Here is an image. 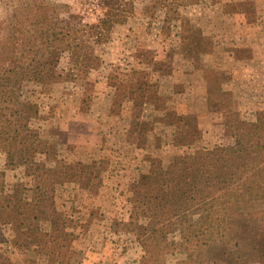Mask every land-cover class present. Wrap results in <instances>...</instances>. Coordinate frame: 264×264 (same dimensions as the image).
Here are the masks:
<instances>
[{"label": "rangeland", "instance_id": "rangeland-1", "mask_svg": "<svg viewBox=\"0 0 264 264\" xmlns=\"http://www.w3.org/2000/svg\"><path fill=\"white\" fill-rule=\"evenodd\" d=\"M259 37L264 0H0V264H179L211 222L199 258L264 264Z\"/></svg>", "mask_w": 264, "mask_h": 264}, {"label": "trees", "instance_id": "trees-1", "mask_svg": "<svg viewBox=\"0 0 264 264\" xmlns=\"http://www.w3.org/2000/svg\"><path fill=\"white\" fill-rule=\"evenodd\" d=\"M7 122L10 123L11 120L8 119ZM4 132L6 134H2V136L4 137L1 139L6 143H10L11 145H13V143L20 136L18 127L15 128L12 132H6V131ZM8 156L11 157V154H8ZM213 165L216 171H218V173L221 174L224 191L226 192L231 191L233 199L248 200V201L250 200L252 189L250 185H248L246 182L248 180H251L254 176H256L258 171L262 169L261 167L256 168L255 172L248 171V170L243 172V171H240L237 167H232L226 161L225 158H220V157L214 158ZM203 166H204V162L203 160L199 158L198 161L191 163L190 166L188 167L190 171L193 172L192 174H190V176L194 178V188L195 189L199 187V181L203 182V179L199 178L202 175H204ZM191 197H193V192H188L185 194L186 200ZM217 215H219L217 216V220H223L226 217L233 218L234 216H244V215L248 216V219H252L254 216V212L250 211V209L246 211L240 210L239 212L232 211L231 207L229 208L228 205L224 204L223 200L222 201L220 200V205H219V210L217 212ZM171 222L172 221L167 222V223H171ZM217 225L219 224H214L213 222H211V224H209L207 227V229L209 230L208 236L205 238L202 237V238L197 239L194 246L186 250V256L183 259H181L178 263L179 264H214L216 263L217 260L213 258V256H208L205 258H199L198 256L199 254H201L200 249L203 246H206L210 250L215 249L217 247L218 245L217 242L213 238H210V235L213 234V231H217V228H216ZM157 228L161 229L163 228V226L159 224L156 227V229ZM255 231L257 235L260 236L262 233H264V228L259 224L258 226H256ZM239 243H240L239 240L235 239L234 247H236L237 245L239 246ZM226 244H229V242ZM228 252H231V251H228Z\"/></svg>", "mask_w": 264, "mask_h": 264}, {"label": "crops", "instance_id": "crops-1", "mask_svg": "<svg viewBox=\"0 0 264 264\" xmlns=\"http://www.w3.org/2000/svg\"><path fill=\"white\" fill-rule=\"evenodd\" d=\"M241 1H244V0H241ZM240 15H241V13H239ZM243 16H245V13L243 12V14H242V17ZM242 21H245V20H242ZM253 23V25L252 26H250L249 27V29H250V32L252 31V33H255L258 29H260V27H261V25H260V23L258 24L257 22H252ZM243 26H245V25H242V26H240L239 24H236V31L234 32V35H231L229 38H225V39H228V42H229V44H232L233 42H236L237 40H236V37L238 36V35H240L241 33H243L244 31H243ZM243 31V32H242ZM261 31V30H260ZM259 36V33H257L256 34V36L255 37H258ZM259 38H261V37H259ZM217 39V38H216ZM262 40L260 41V43H259V46H262V45H264V39L263 38H261ZM217 43V42H216ZM225 43H227V42H225Z\"/></svg>", "mask_w": 264, "mask_h": 264}]
</instances>
